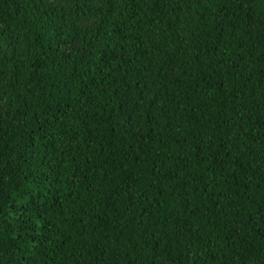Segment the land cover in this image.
I'll return each instance as SVG.
<instances>
[{"label": "trees", "instance_id": "obj_1", "mask_svg": "<svg viewBox=\"0 0 264 264\" xmlns=\"http://www.w3.org/2000/svg\"><path fill=\"white\" fill-rule=\"evenodd\" d=\"M0 264H264V0H0Z\"/></svg>", "mask_w": 264, "mask_h": 264}]
</instances>
